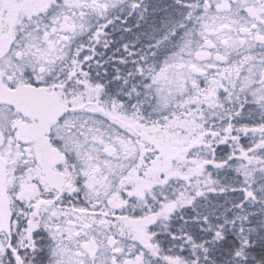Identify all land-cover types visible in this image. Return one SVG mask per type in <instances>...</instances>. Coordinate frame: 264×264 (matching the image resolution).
Returning a JSON list of instances; mask_svg holds the SVG:
<instances>
[{
    "label": "snow or ice",
    "instance_id": "obj_1",
    "mask_svg": "<svg viewBox=\"0 0 264 264\" xmlns=\"http://www.w3.org/2000/svg\"><path fill=\"white\" fill-rule=\"evenodd\" d=\"M0 264H264V0H0Z\"/></svg>",
    "mask_w": 264,
    "mask_h": 264
}]
</instances>
